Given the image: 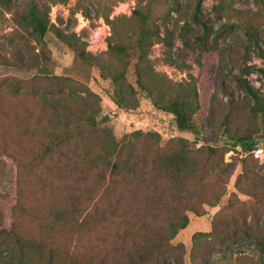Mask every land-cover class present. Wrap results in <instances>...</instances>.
<instances>
[{
	"label": "rangeland",
	"instance_id": "374dc122",
	"mask_svg": "<svg viewBox=\"0 0 264 264\" xmlns=\"http://www.w3.org/2000/svg\"><path fill=\"white\" fill-rule=\"evenodd\" d=\"M149 1L161 23L174 0L143 4ZM176 1L178 11L165 24L176 36L173 49L169 52L157 44L148 56L152 72L147 78L156 101L138 87L133 65L108 51L114 27L118 37L127 39L138 0H50L52 28L42 43L27 39L16 23L20 6H0V139H10L14 131L4 114L39 97L46 103L44 121L52 107L95 117L99 128L88 131L93 153L105 140L103 129L118 141L135 142V154L125 155L134 161L139 150L155 148L156 141L166 150L186 148L199 162L200 174L184 179V188L211 202L198 215L186 212L189 224L174 238L170 213L146 210L144 201L153 193L138 181L130 188L108 189V199L99 202L82 188L76 189L73 204L60 200L57 193H38L27 199L25 211L14 216L16 170L10 163L0 187L8 195L0 203L4 215L0 264L9 259L12 231L23 241L32 264H264V251L257 244L264 236V143L260 141L264 122L253 110L254 100L236 80L240 76L264 94V60L256 52L246 55V32L251 27L264 48V0ZM198 3L199 18L215 31L233 26L219 39L224 56L204 52L196 41L203 33L194 19ZM78 14L86 19L80 21ZM119 71L126 73L135 90L124 86L123 107L114 99L117 88L111 79ZM15 80L26 85L19 94L10 90ZM186 82L197 90L190 100L198 127L195 134L179 131L166 110L178 85ZM235 135L257 140L256 150L245 154L226 145L225 138ZM222 162L231 164L229 172L218 169ZM136 170L139 175V162ZM161 186L159 193L170 201L174 190L164 180Z\"/></svg>",
	"mask_w": 264,
	"mask_h": 264
},
{
	"label": "trees",
	"instance_id": "16d2710c",
	"mask_svg": "<svg viewBox=\"0 0 264 264\" xmlns=\"http://www.w3.org/2000/svg\"><path fill=\"white\" fill-rule=\"evenodd\" d=\"M54 3L67 2L68 0H52ZM144 0H138L132 16L133 25L128 31L126 40L117 36L115 27L113 35L109 38L108 51L113 56L133 65L138 87L147 93L153 101L155 95L153 86L148 82L147 73L152 72L149 53L151 49L162 44L169 52L173 49L176 36L173 30L166 26V20L172 12L178 11L179 3L174 0L171 4V12L167 13L158 23L151 1L143 4ZM50 0H0V6H20L21 10L15 19L19 27L25 33L27 39L42 43L45 36L52 28L50 20ZM201 3L196 6L195 21L201 26L203 33L196 37V41L204 52L224 51L219 46V39L233 31L232 25H223L218 31L210 26L207 21L199 18ZM109 21V18H108ZM113 25L116 22H111ZM248 44L246 55L256 52L258 57L264 60V48L258 32L249 28L246 32ZM169 53V57H170ZM91 58V56H85ZM172 63V60H169ZM16 63H9L15 66ZM37 65L34 64L35 67ZM246 73V69L243 70ZM264 73V70H261ZM112 83L117 88L116 103L123 107L121 100L122 90L135 92L134 87L128 82L126 73L119 71L111 75ZM239 86L254 100L253 110L261 114L264 122V94L249 85L247 80L236 77ZM10 90L20 93L26 86L23 82L15 80L9 84ZM125 86V87H124ZM34 96L37 93L33 94ZM197 95L196 88L191 82L178 85L176 96L168 103L166 110L173 115L176 128L181 132L197 133L190 100ZM46 103L39 97H34L31 105L16 108L8 114L14 128L10 139H0V187L4 184L10 163L15 167V199L13 215L18 216L25 211L27 199L38 193L59 194V199L68 203H75L76 189H84L86 193L95 195L97 202L108 199V189L130 188L135 181L153 193L144 201L146 210H154L157 214L170 213L169 228L172 238L189 224L186 212L198 215L200 208L211 206V202L203 200L199 192L190 194L185 190V180L188 177L196 179L200 174L199 162L184 150H166L156 141L153 146H145L139 150L136 161L126 158L125 155H134L135 142L129 139L118 141L108 129L105 131V140L98 144V150L93 153L89 134L99 128L95 117L87 113L75 114L65 107H52L46 120H43L42 111H45ZM88 131L90 133H88ZM140 136V134H139ZM140 138V137H139ZM260 141L264 143V136ZM225 144L233 148H240L245 153L256 150L257 140L248 136H228ZM7 150H10L7 152ZM137 153V152H136ZM213 150V154H215ZM6 159V160H5ZM8 160V162H7ZM139 162V175L136 164ZM223 172H229L231 164L217 165ZM198 181H202L197 178ZM163 180L174 190L170 195V201L162 193L161 182ZM201 183V182H199ZM133 192V189H130ZM134 194L136 191L134 190ZM8 195L0 189V203L7 199ZM218 201V199H216ZM76 209V206H74ZM184 212V213H183ZM4 222V215L0 210V225ZM13 242L7 264H32L26 253L23 241L14 233H9ZM258 247L264 251V236L257 242ZM137 247L136 245H134ZM0 252V260L2 259Z\"/></svg>",
	"mask_w": 264,
	"mask_h": 264
},
{
	"label": "built area",
	"instance_id": "2783aa9c",
	"mask_svg": "<svg viewBox=\"0 0 264 264\" xmlns=\"http://www.w3.org/2000/svg\"><path fill=\"white\" fill-rule=\"evenodd\" d=\"M78 17H80V18L82 17V18H81L82 20H80V21H84V19H86V18H85L83 15H81V14H78Z\"/></svg>",
	"mask_w": 264,
	"mask_h": 264
}]
</instances>
